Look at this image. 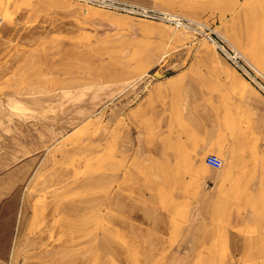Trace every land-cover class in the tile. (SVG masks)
Masks as SVG:
<instances>
[{
    "label": "rangeland",
    "instance_id": "obj_1",
    "mask_svg": "<svg viewBox=\"0 0 264 264\" xmlns=\"http://www.w3.org/2000/svg\"><path fill=\"white\" fill-rule=\"evenodd\" d=\"M262 9L0 0V264H264L204 163L215 112L264 102L208 35L264 74Z\"/></svg>",
    "mask_w": 264,
    "mask_h": 264
},
{
    "label": "crops",
    "instance_id": "obj_2",
    "mask_svg": "<svg viewBox=\"0 0 264 264\" xmlns=\"http://www.w3.org/2000/svg\"><path fill=\"white\" fill-rule=\"evenodd\" d=\"M240 75L264 99V94L242 74ZM245 88L246 92H243V95L247 102L242 104L244 108H237L232 113L230 133L224 130L223 126H219L224 116L215 112L214 120L218 132L216 131V136L210 139V145H208L210 152L205 155L204 163L209 165L206 163L208 155H216L224 163L227 150H230L228 164L222 167L212 166L216 170L210 177L213 178L216 191L230 192L229 196L237 192L235 205L239 210L232 216L231 222L264 223V102L247 97V86ZM173 93L178 95V92ZM175 98L179 102V97ZM180 103L185 105L189 103V100L185 101V98H182ZM240 110L244 113H240ZM183 127L186 131L187 127ZM220 127L221 130H219ZM224 143L228 144L226 149ZM181 154L177 156L179 158L177 160H183L184 164L187 157L185 153ZM244 217L247 219L245 220ZM255 237L257 236H248L246 246L240 245L241 254H264V244L262 247L257 245Z\"/></svg>",
    "mask_w": 264,
    "mask_h": 264
},
{
    "label": "built area",
    "instance_id": "obj_3",
    "mask_svg": "<svg viewBox=\"0 0 264 264\" xmlns=\"http://www.w3.org/2000/svg\"><path fill=\"white\" fill-rule=\"evenodd\" d=\"M208 38L214 44V46L231 62L233 67L262 94H264V74H259L257 70L250 66L251 69L257 73L253 74L252 71L248 69V66H245L241 59L242 56L233 47H231V45L225 39L215 34V32H210ZM206 163L214 167H220L222 165V160L216 155H208L206 157Z\"/></svg>",
    "mask_w": 264,
    "mask_h": 264
},
{
    "label": "bare ground",
    "instance_id": "obj_4",
    "mask_svg": "<svg viewBox=\"0 0 264 264\" xmlns=\"http://www.w3.org/2000/svg\"><path fill=\"white\" fill-rule=\"evenodd\" d=\"M259 16H260V21L261 22H264V9H262L260 12H259ZM198 28V27H197ZM262 49V52H264V47L261 48ZM258 63V62H257Z\"/></svg>",
    "mask_w": 264,
    "mask_h": 264
}]
</instances>
